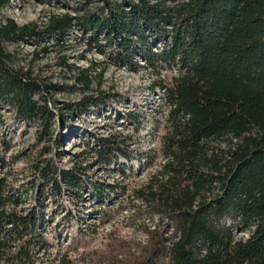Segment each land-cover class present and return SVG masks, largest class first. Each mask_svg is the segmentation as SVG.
<instances>
[{
  "label": "trees",
  "instance_id": "1",
  "mask_svg": "<svg viewBox=\"0 0 264 264\" xmlns=\"http://www.w3.org/2000/svg\"><path fill=\"white\" fill-rule=\"evenodd\" d=\"M7 3L0 0V9ZM74 25L89 31L98 51L107 49L115 65L176 72L159 84L167 108L162 163L134 191L136 216L159 220L170 234L143 225L145 245H138L127 260L117 258V247L110 248L103 261L264 264V0H97L78 17H51L43 31L7 20L0 24V105L12 114H0V130L8 122L37 124L35 138L44 142L52 134L56 112L67 125L113 101L99 93L53 110L47 91L56 86L43 87L12 67L5 43L30 36L62 41ZM154 41L162 43L155 52L150 45ZM86 73L81 71L76 82L89 90L92 80ZM0 147L10 148L3 132ZM121 149L120 142L105 138L92 152L98 163L111 166L124 156ZM7 166L0 159V167ZM84 170L36 160L30 180L18 184L0 178V264H33L35 248L46 246L41 233L54 217L55 210L47 215L51 203L58 206L68 195L78 206L86 191L104 203L107 194L115 192L101 182L87 183ZM108 214L102 211L103 219H109ZM65 219L70 223L76 216L69 210ZM84 238H74L73 249L86 245Z\"/></svg>",
  "mask_w": 264,
  "mask_h": 264
},
{
  "label": "rangeland",
  "instance_id": "2",
  "mask_svg": "<svg viewBox=\"0 0 264 264\" xmlns=\"http://www.w3.org/2000/svg\"><path fill=\"white\" fill-rule=\"evenodd\" d=\"M7 1L0 9V24L12 20L18 27L35 25L38 31L45 30L53 16L78 17L97 4V0ZM150 45L153 52L162 48L161 42L154 41ZM4 46L13 57L14 69L29 73L43 87L56 86L47 91L48 104L53 110L99 93L113 100L72 118L67 125L59 121L56 112L50 125L52 134L46 136L44 142H37L35 138L39 129L37 124L8 122L2 125L0 133L10 140L8 150L3 151L0 147V159L9 164L5 169L0 167V178H6L7 182L20 184L30 180V166L36 160H50L63 169L74 166L85 169L87 183L101 182L115 188L114 193L107 194L104 203L92 200L91 191L83 193L78 206L68 195L58 206L51 203L47 215L52 210L55 214L43 225L41 233L47 240L46 246L35 248L33 264H58L63 259L70 264H108L102 256L106 258V253L113 247H117V258L127 260L138 245L147 242L143 225L158 228L163 235L170 234L159 220L148 221L136 216L139 203L134 200V191L144 186L162 163L161 139L167 108L159 84L169 82L176 72L164 69L157 72L146 67L132 71L121 64L115 65L107 49L100 53L95 41H91L90 32L82 31L76 25L62 41L30 36L23 41L7 42ZM134 61L143 65L138 57ZM83 70L92 80L89 90L76 82ZM0 114L10 116L12 111L0 105ZM105 138L120 142L124 154L111 166L98 163L92 152L96 143ZM8 169L11 173H6ZM69 210L77 219L70 223L65 219ZM102 211L110 213L109 219H103ZM81 235L85 237L86 245L73 249L72 240ZM237 236L245 237L246 234Z\"/></svg>",
  "mask_w": 264,
  "mask_h": 264
}]
</instances>
